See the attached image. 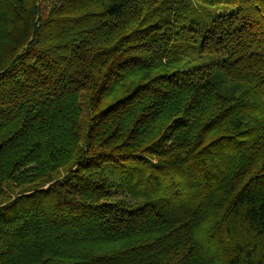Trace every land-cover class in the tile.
<instances>
[{
	"label": "trees",
	"instance_id": "16d2710c",
	"mask_svg": "<svg viewBox=\"0 0 264 264\" xmlns=\"http://www.w3.org/2000/svg\"><path fill=\"white\" fill-rule=\"evenodd\" d=\"M0 264H264V0H0Z\"/></svg>",
	"mask_w": 264,
	"mask_h": 264
},
{
	"label": "rangeland",
	"instance_id": "374dc122",
	"mask_svg": "<svg viewBox=\"0 0 264 264\" xmlns=\"http://www.w3.org/2000/svg\"><path fill=\"white\" fill-rule=\"evenodd\" d=\"M83 101V100H82Z\"/></svg>",
	"mask_w": 264,
	"mask_h": 264
}]
</instances>
